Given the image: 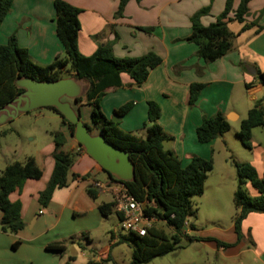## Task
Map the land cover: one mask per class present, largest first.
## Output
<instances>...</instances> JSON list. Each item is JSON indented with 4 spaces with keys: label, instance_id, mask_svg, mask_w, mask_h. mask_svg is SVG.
I'll return each instance as SVG.
<instances>
[{
    "label": "crops",
    "instance_id": "crops-1",
    "mask_svg": "<svg viewBox=\"0 0 264 264\" xmlns=\"http://www.w3.org/2000/svg\"><path fill=\"white\" fill-rule=\"evenodd\" d=\"M64 1L80 11L77 45L81 54L89 56L99 46L110 43L112 53L117 58L137 57L148 51L161 58V62L149 70L146 80L139 85L127 74L121 73V85L105 90V95L116 101H110L111 108L101 106V110L109 118V113L130 101L132 107L120 116L119 126L138 136L143 135L148 126L147 101L156 102L160 108L157 122L170 136L163 141L168 144L165 149L171 150L184 165L195 156L210 158L207 151L214 144V139L201 145L195 134L196 127L204 118L221 114L229 122L238 120L240 116L233 102H236L235 93L241 86H244L246 97L251 102L257 99V94L264 93V83L258 79V73L264 70V0L257 3L249 0L245 17L246 22H256L261 29L256 31L255 26L241 31L243 23L228 22L227 28L233 34L232 48L212 62H204L196 55L197 45L185 40L191 31L189 17L195 11L208 7V14L201 18L202 24L207 25L223 10L225 0H213L209 4L207 0H129L121 12L118 10V0ZM238 2L232 1V11ZM11 15L15 16L14 22L9 23L6 20ZM3 23L6 38L15 33L17 43L26 48L33 63L48 65L57 55H64L55 33L52 0H14ZM144 27H151L152 30L144 31ZM3 41L4 37H0V44H4ZM244 62L255 67V76L241 69ZM192 83H201L203 87L195 103L190 105L189 86ZM252 105L250 103L246 111ZM78 108L80 110V106ZM84 123L88 126L92 124L91 121ZM61 132L66 140L63 149L80 152L78 160L71 167V175L68 174V184L55 188L49 202L41 206L38 195L52 171L53 144L44 153L47 157L45 163L49 161L50 170L47 166L42 168L44 162L33 156L42 169V175L39 179L24 180L8 195L11 202L20 204L24 227L18 233L0 230V264H116L110 251L117 241H110V237L100 250H93V256L81 250L80 261L66 251V239L75 242L71 238V230H67L66 217L74 216L77 212L98 211L96 202L87 201L88 184L80 177L102 169L79 149L67 125H61ZM261 162H251L259 177L264 174V159ZM245 187L250 196L257 195L249 183ZM240 228L238 237L230 218L225 227L214 225L198 230L194 241L207 246L232 264L249 261L250 257L253 261L249 264H264V214L248 213ZM183 230L192 235L186 227ZM110 231L108 233L111 235ZM91 242L87 240V248Z\"/></svg>",
    "mask_w": 264,
    "mask_h": 264
},
{
    "label": "trees",
    "instance_id": "trees-1",
    "mask_svg": "<svg viewBox=\"0 0 264 264\" xmlns=\"http://www.w3.org/2000/svg\"><path fill=\"white\" fill-rule=\"evenodd\" d=\"M13 1L0 0V24L9 13ZM128 1L118 0L120 12ZM232 1L225 0L223 10L215 16L214 21L207 25L202 24L201 18L208 14V7L195 11L189 17L191 31L185 40L197 45L196 55L204 62H212L232 48L233 34L227 28L228 22L243 23L241 31L252 26H257V31L261 29L256 22L248 23L245 20L249 0H239L233 11ZM52 6L55 33L64 55L62 57L57 55L48 65H37L30 60L26 48L18 45L16 35L14 33L9 35L5 43L0 44V106L21 91L14 84L19 76H29L36 80H56L61 77L74 76L86 80L88 89L83 96L77 98L76 103L79 106L89 105L91 123L100 128L106 140L128 152L134 164L135 181L124 182V185L136 200L149 203L145 207L144 214L154 217L157 222H164L171 229L170 234H167L162 228L152 225L143 236L129 232L128 238L132 244L129 264H144L153 258L166 255L175 249V243L180 237H186L190 241L196 240V236L186 234L183 229L187 216L192 213L191 198L203 193L204 181L212 170L211 159L195 156L184 165L171 150L163 148V141L169 139L170 136L164 133L157 122L160 108L154 101H147L148 126L143 137L120 129L118 122L105 117L99 104L107 88L121 85V73L127 74L135 84L139 85L146 80L149 70L161 62V58L152 51L137 57L117 58L112 53L110 43L99 46L91 55L85 56L79 52L77 45L80 29L79 9L64 0H52ZM142 29L147 32L152 30L151 27ZM258 79L264 83V70L258 73ZM202 87L201 83L190 84L188 99L190 105L195 103ZM83 98H85L84 102ZM130 106L131 103H126L115 110L114 114L122 116ZM49 108L59 115L61 123L67 125L71 134L73 125L55 109ZM262 126H264V105L259 102L247 111L246 117L240 121V128L235 134L244 147L251 149V131L255 127ZM229 127V121L221 114L204 118L195 129L197 141L207 143L217 136H222ZM52 134L53 167L44 189L38 195V202L41 206L49 202L55 188L68 184L69 169L78 154V152L61 149L66 142L61 131ZM233 164L238 184L233 193L235 213L232 221L239 237L241 222L248 213L264 214V174L259 177L249 162L233 161ZM41 175L42 169L33 156L25 157L22 162L8 163L0 171L1 231L18 233L24 227L20 216V204L11 202L8 195L20 187L24 180L39 179ZM86 175L81 178L84 179ZM107 176L114 180L109 175ZM246 183L257 191L256 196L248 194L244 188ZM87 192L93 198L97 196L90 187L87 188ZM112 205V202H101L98 204L99 213L102 216L109 214ZM110 233L113 236L112 231Z\"/></svg>",
    "mask_w": 264,
    "mask_h": 264
},
{
    "label": "rangeland",
    "instance_id": "rangeland-1",
    "mask_svg": "<svg viewBox=\"0 0 264 264\" xmlns=\"http://www.w3.org/2000/svg\"><path fill=\"white\" fill-rule=\"evenodd\" d=\"M212 1L213 0H207L206 2L209 4ZM257 1L259 0H252V3H257ZM14 17L15 16L11 15L6 21L9 23L10 21L14 22ZM255 30L257 31V27H255ZM0 37H4L3 42L5 43L7 38L4 33V23L0 24ZM30 60L32 59L30 58ZM245 92L244 86H241L235 93V99L237 100L233 102V107L236 109V112L239 113V119L229 122V129L225 131L222 136L214 138V144L210 145L207 151V157H210L212 161V170L207 174L204 181L203 193L191 198L192 213L187 216V225H184V228L186 227L192 234L191 236H195L198 230H205L214 225L225 227L229 224L230 218L233 217L235 213L233 193L238 184L233 161L239 163H251L256 161L262 163L261 161L264 159V126L252 129L251 149L244 147L235 134L240 128V121L246 117V107L250 103L255 105L262 102L264 105V93L260 92L257 94V99L251 102L247 99ZM101 99L104 100L100 101L102 104L100 108L101 106L104 108H111L110 101L112 103L116 101V99H111L109 95H105V93ZM84 101L85 98H83V102ZM126 103L131 102L128 101ZM72 105L75 109H79L78 103ZM131 107L132 105L130 108ZM107 111H111V109H107ZM79 113L80 119L82 121L84 120L83 122L87 121L90 123L91 107L89 105H80ZM113 115V111L109 113V119H111ZM117 116L115 117L116 119L119 117ZM119 120L120 119L117 120L118 127L121 129ZM61 125L62 123L59 115L49 107H41L22 113L15 119L0 125V171L5 168L6 164L14 161L22 162L27 156H36L37 160L44 162L42 168H46L47 166V169L50 170L49 161L47 160L45 163L47 157L44 153L49 150L51 144H53L52 133L61 131ZM90 131L96 134L100 131V128L91 124ZM164 133L167 134L166 132ZM144 134L145 129L143 135H138V137H143ZM201 145H203V143ZM162 146L165 149L168 144L163 142ZM63 148L64 145L61 149ZM41 153H43V155L40 156ZM79 153L80 152L75 156L73 164L78 160ZM71 167L68 173L69 176L71 175ZM253 167L255 168V166ZM92 179L105 183L109 178L103 170H98L95 173L90 172L83 179L84 182L88 184L87 188L90 187V181ZM244 188L246 189L245 185ZM86 195L89 199L87 201L96 202L95 204L106 201L111 202V196L106 193L97 194L95 198L88 194ZM86 207L87 203L84 204V208ZM66 221L68 224L64 223L67 225V230H71V238L75 241L71 243L66 239V251L68 254L77 257L79 261L81 250L87 253L88 256H93V250H100L107 244V240L110 237V241H117L116 244L112 245L110 251L116 264H128L130 262L132 244L128 238V231L121 228L119 216L113 209L109 214L105 215V217H101L97 209L86 213L77 212L74 216L70 215L66 217ZM154 224L162 228L167 234H170L171 229L167 227L164 222L158 221ZM61 225L62 224H60V226ZM109 230L112 231L113 236L108 233ZM87 240L92 241L89 248H87ZM175 246L173 251L164 256L153 258L151 261L144 264H182L193 261L196 264H232L216 252L208 249L207 246L195 242L194 240L190 241L186 237H180L175 243ZM82 247H85V249L83 250ZM250 261H253V258L250 257L249 261L245 260L243 263L233 264H249Z\"/></svg>",
    "mask_w": 264,
    "mask_h": 264
},
{
    "label": "water",
    "instance_id": "water-1",
    "mask_svg": "<svg viewBox=\"0 0 264 264\" xmlns=\"http://www.w3.org/2000/svg\"><path fill=\"white\" fill-rule=\"evenodd\" d=\"M241 69L250 76L256 75L255 67L249 63H242ZM14 84L21 91L0 106V125L22 113L41 107H52L73 125L71 137L107 175L121 182L135 181L134 164L128 152L106 140L101 130L93 134L80 119L79 109L72 105L88 89L86 80L74 76L56 80H36L29 76H19ZM116 116H112L113 122L120 119V116L117 119Z\"/></svg>",
    "mask_w": 264,
    "mask_h": 264
},
{
    "label": "built area",
    "instance_id": "built-area-1",
    "mask_svg": "<svg viewBox=\"0 0 264 264\" xmlns=\"http://www.w3.org/2000/svg\"><path fill=\"white\" fill-rule=\"evenodd\" d=\"M90 188L97 194L107 193L111 196L112 209L118 214L121 228L139 236L145 235L147 229L157 220L144 214L148 202L138 201L131 195L124 182L109 179L101 182L95 179L90 181ZM187 223L185 222L184 225Z\"/></svg>",
    "mask_w": 264,
    "mask_h": 264
},
{
    "label": "flooded vegetation",
    "instance_id": "flooded-vegetation-1",
    "mask_svg": "<svg viewBox=\"0 0 264 264\" xmlns=\"http://www.w3.org/2000/svg\"><path fill=\"white\" fill-rule=\"evenodd\" d=\"M89 128L91 129V126H89Z\"/></svg>",
    "mask_w": 264,
    "mask_h": 264
},
{
    "label": "clouds",
    "instance_id": "clouds-1",
    "mask_svg": "<svg viewBox=\"0 0 264 264\" xmlns=\"http://www.w3.org/2000/svg\"><path fill=\"white\" fill-rule=\"evenodd\" d=\"M80 148V147H79Z\"/></svg>",
    "mask_w": 264,
    "mask_h": 264
}]
</instances>
